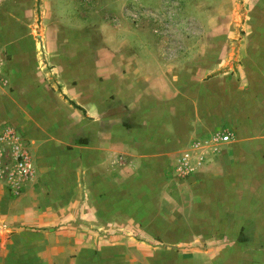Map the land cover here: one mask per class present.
I'll use <instances>...</instances> for the list:
<instances>
[{"label": "crops", "instance_id": "1", "mask_svg": "<svg viewBox=\"0 0 264 264\" xmlns=\"http://www.w3.org/2000/svg\"><path fill=\"white\" fill-rule=\"evenodd\" d=\"M8 7L0 131L23 137L33 173L18 190L0 179V264H264V10L250 11L232 71L219 70L220 39L199 49L210 62L155 52L143 70L107 46L112 86L100 89L57 68L59 42L72 39L64 23L34 40Z\"/></svg>", "mask_w": 264, "mask_h": 264}, {"label": "rangeland", "instance_id": "2", "mask_svg": "<svg viewBox=\"0 0 264 264\" xmlns=\"http://www.w3.org/2000/svg\"><path fill=\"white\" fill-rule=\"evenodd\" d=\"M0 1L11 6L1 11L18 15L17 23L27 25L34 40L41 39L44 29L49 32L54 22L64 23L63 28L71 31L72 39L59 42L57 68L65 78L75 81L76 87L92 84L100 89L112 86V79L104 75L107 61L98 55L107 46L120 48L124 57L135 58L143 70L152 67L156 53L173 63L180 58L193 63L202 59L210 62L211 58L199 49L211 53L212 47H219L220 39V51L224 54L220 57L219 70L232 71L239 62L236 49L242 39H249L252 31L247 22L250 11L264 10V0H140L135 6L127 2L117 12L105 10V5L113 0H65L75 6L74 11L65 13L54 6L56 0ZM91 5L96 8L85 10V6ZM27 10H32L31 16ZM117 39L126 40L119 44ZM212 39H216L214 44ZM38 43L35 51L40 65L44 64L42 69L52 74V65L43 59L47 51ZM146 105H150V98ZM143 113L152 116L150 109Z\"/></svg>", "mask_w": 264, "mask_h": 264}, {"label": "built area", "instance_id": "3", "mask_svg": "<svg viewBox=\"0 0 264 264\" xmlns=\"http://www.w3.org/2000/svg\"><path fill=\"white\" fill-rule=\"evenodd\" d=\"M228 136L222 135L221 140ZM0 179L8 188L18 190L26 183L33 173L30 154L23 137L10 126L0 131Z\"/></svg>", "mask_w": 264, "mask_h": 264}, {"label": "trees", "instance_id": "4", "mask_svg": "<svg viewBox=\"0 0 264 264\" xmlns=\"http://www.w3.org/2000/svg\"><path fill=\"white\" fill-rule=\"evenodd\" d=\"M72 103V102H71ZM73 104V103H72ZM74 107H78L77 105L73 104ZM79 108V107H78Z\"/></svg>", "mask_w": 264, "mask_h": 264}]
</instances>
